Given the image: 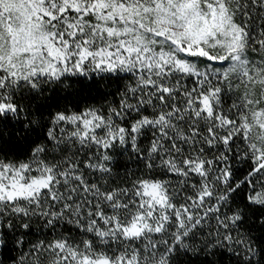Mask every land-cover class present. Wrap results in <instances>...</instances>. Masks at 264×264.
<instances>
[{"label": "snow or ice", "instance_id": "1", "mask_svg": "<svg viewBox=\"0 0 264 264\" xmlns=\"http://www.w3.org/2000/svg\"><path fill=\"white\" fill-rule=\"evenodd\" d=\"M0 264H264V0H0Z\"/></svg>", "mask_w": 264, "mask_h": 264}]
</instances>
